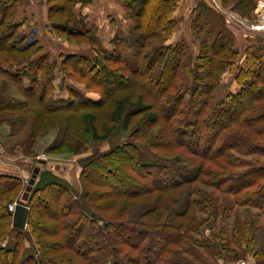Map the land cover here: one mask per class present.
<instances>
[{
  "label": "trees",
  "instance_id": "1",
  "mask_svg": "<svg viewBox=\"0 0 264 264\" xmlns=\"http://www.w3.org/2000/svg\"><path fill=\"white\" fill-rule=\"evenodd\" d=\"M252 2L236 0L234 7L247 16ZM86 3L46 1L50 33L97 46L92 54L61 56L56 62L20 33L15 15L23 0H0V76L24 98L0 95V129L12 138L29 113L33 123L27 138L55 127L59 135L46 152L68 155L83 151L87 136L96 143L110 140L117 126L131 134L81 162L79 193L46 161L22 203L23 179L0 173V244L6 241L0 264H214L206 262L193 239L204 221L197 213L215 219L216 199L207 190L245 210L264 212V38L246 47L241 58L221 18L205 10L190 25L198 44L192 54L184 41L166 44L176 28L174 0H125L132 27L106 52L73 15L75 5ZM57 73L83 84L87 93L97 91L98 98L70 86L67 99L57 98L64 86H54ZM225 74L234 89L224 85ZM133 88L139 90L136 98ZM109 100L111 126L103 123L98 131L95 116L85 109ZM75 119L80 133L71 130L77 128ZM25 152L32 170L36 155ZM15 198L29 208L23 231L11 227L8 206ZM174 198L181 199L179 207ZM245 232L234 228L231 239L236 247L240 239L253 249L255 235L245 237ZM201 243L200 249H217ZM247 252L255 261L262 250Z\"/></svg>",
  "mask_w": 264,
  "mask_h": 264
},
{
  "label": "rangeland",
  "instance_id": "2",
  "mask_svg": "<svg viewBox=\"0 0 264 264\" xmlns=\"http://www.w3.org/2000/svg\"><path fill=\"white\" fill-rule=\"evenodd\" d=\"M234 1H236V0H234ZM79 6H81V5L79 4ZM75 7H76V5H75ZM255 9H256V7L254 9H252L249 12V15H247V16L240 14L236 10H234V11L233 10L227 11L226 9L225 10L222 9V10H224L223 15L233 16L234 18L239 19V20L247 23L248 26H253L256 24V22L258 20L257 14L255 13L256 12ZM130 21L132 23V20H130ZM66 24L71 28L72 27H74L76 29H77V27L79 28V26L74 25V23L71 21H66ZM55 38H56V40H58L61 43L66 42V43L72 44V46H74V48H76V49L81 48V49L88 50L86 48L87 43H81V42L76 43L74 41H69L68 40L69 38H67V36H60V37L56 36ZM57 46L55 49H57L60 52V49ZM190 46H191L192 51L194 52L196 50V45H195V49L192 48L193 47L192 45H190ZM91 50H92V48H91ZM230 79H231V77L229 76V74H225L223 76V80H222L224 82V85L228 86V90H229V87H230V89L233 88V86L230 82ZM71 81L72 82H70V83L71 84L73 83L74 88H77V85H78L80 87V91H81V92L80 91L79 92L84 94L85 96L90 97L89 94L99 95L97 93V91H95V92L94 91L93 92L88 91V93H87L84 90L85 86L83 84H77L75 81H73V80H71ZM70 87H72V86H70ZM61 88H62L61 89L62 93L57 92L56 93L57 98L63 97L65 99H67L68 92L66 90L68 88L65 89L66 87H64V86ZM74 88L72 90H75ZM138 93H139V90L133 88V91H132L133 98H136ZM223 93H224V91H223ZM0 95L5 96L9 99L12 98V99L19 101V102L24 101V98L19 93L17 88L11 82H9L8 79H5L4 77H1V76H0ZM95 99H92V100H95ZM146 103L150 104L149 102H146ZM103 104H104L103 106L85 109V112L92 113L95 116L96 127H97L98 131H101L102 130V128H101L102 124L107 123L109 120L108 114H109L110 108L112 107V100L106 101ZM25 121L26 122L24 124V128L22 129V131L17 133L15 136H12V138L4 139L0 136V145H2L4 147V148H0V150L4 149L5 151H8L9 149H11V150H14L16 154H20L21 156L26 155L25 151L28 149L31 151H34V153L36 155L35 159L36 160L41 159V158L45 159L46 161H48L49 167L60 165L61 173L59 175H62V177H65V175L67 173L66 171L69 170V168L72 166L75 167V171L78 170L80 173V171H81L80 165H81V162H83V160H88L89 158L93 157L97 153L105 152L113 146H119L121 143H123L121 139L126 137V139L128 140V137L131 134L130 131L125 132V134L120 132V127L117 126L115 128L114 133H112L110 140H108L106 142H97L96 143V142L91 140L90 136H87L86 143L84 144L86 147L83 151L79 152L78 155H71V154L68 155L64 152L49 154L46 152V150L49 148V146L54 141H56V138L59 135L56 128L54 127V129H47V130H45V132L37 133V137L34 138L32 141H30L27 138V136H28L27 132L30 129V127L32 126L33 121L31 119L29 113L27 114ZM107 124L109 126H111V123L110 124L107 123ZM76 125H77L76 126L77 128H75V126H74L73 128H71V130H77V132L80 133V131H82V130H81V127L79 124V120H76ZM131 127L132 126H130V128ZM82 143H83V141H82ZM65 166H67V170H66ZM67 184L69 187H71L68 182H67ZM79 184H80V179H79ZM195 187L200 188L202 191L206 190V188L201 186V185H198ZM207 193L210 194L212 196V198L216 199V205H215V209H214V211L216 212V213H214L215 219L213 218L214 220L209 222V221H206V219H208L207 214H204L202 212L197 213L198 219L204 220L205 222L203 221V223L200 227V230H199V234L196 236H193V239H195V241H196L195 246H197L198 250H200L201 254H203L202 256L207 258L206 262L212 263V260H213L214 264H241L243 262L245 264H264V212H260L257 210H250V211L245 210L243 207L236 206L234 204V199H232L230 197H227V196L225 197V196H223L219 193H216V192L212 193L210 190H207ZM181 197H183V196H181ZM181 197H179V198H181ZM179 198H174L176 200L173 199L175 201L174 204L177 205L178 207L182 203L181 199H179ZM177 199H179V200H177ZM203 199H205V197H203ZM14 204L17 205V198H15L13 203L10 205L14 206ZM248 216H251V218H252L251 221L254 223L253 227H249L246 225V222L248 221ZM11 221H12V217H11ZM235 221H237V223ZM11 227H12V223H11ZM234 228H236V230L246 231L245 233H243L245 235V237H250L251 234L255 235L254 241H256V242H255V246L253 247V249L249 250L247 247H245V245L242 244V243H244V240L241 241L240 239L238 240V242H240V244H242V246L240 244H239V247L235 246L234 242L231 239ZM220 230L226 231L224 236L218 235V231H220ZM217 237H218V239H217ZM201 242L216 245L217 249H213L210 251L200 249L201 247H199V246L202 245ZM5 244H6V241L4 240L1 242L0 246L2 247ZM26 248H28V245H26ZM257 249L262 250V252L259 254L257 259L254 261L253 259H251V256H250V254H248L247 251H249V253H252ZM210 252L219 253V255L216 258L209 256L210 258H212V259H209L207 256L209 255Z\"/></svg>",
  "mask_w": 264,
  "mask_h": 264
},
{
  "label": "crops",
  "instance_id": "3",
  "mask_svg": "<svg viewBox=\"0 0 264 264\" xmlns=\"http://www.w3.org/2000/svg\"><path fill=\"white\" fill-rule=\"evenodd\" d=\"M47 0H23V4L18 7L15 15V22L20 24V33L27 36V42H36L42 47V53L47 54L52 61H60V57H66V55L92 54L94 50H97V46L94 44H86V49H76L72 44L61 43L56 40V36L49 32V23L47 21L48 7L46 6ZM125 0H88L83 7L76 5L73 9V15L77 20H81L84 28L91 30L95 34L97 44L106 52L113 51V40L117 35H127L128 31L132 27V23L129 18H126L123 7ZM176 8L172 14L173 20L176 22L175 32L172 37L166 41L167 45L175 46L179 42L184 41L191 49L196 50L192 54H196L198 51V44L192 37L190 25L192 19L196 17V14L201 16L205 10H210L218 18H221L224 28L227 29L232 37L235 48L240 53L253 43L257 39H263L264 33L255 32L251 29L238 26L236 23L230 21L228 17L222 13H217L213 10L210 0H174ZM222 7V9L236 10L233 0H215ZM263 0H253L252 9L256 7L259 2ZM243 4V3H242ZM58 45V46H57ZM59 47L60 52L55 49ZM92 48V50H91ZM242 58V57H241ZM242 64V59L240 60ZM54 86L58 87L63 84L64 87L73 86L71 80L64 79L60 73L55 74ZM233 86V85H232ZM80 91V87L77 88ZM234 89V86L233 88ZM81 92V91H80ZM88 95V94H87ZM89 98H98L97 95L89 94ZM8 134L7 129H0V136L6 139ZM4 136V137H3ZM0 150V173L17 176L23 179L25 183L28 173L31 169L29 161L24 160L23 156L16 154L14 150L3 151ZM53 174L58 175L61 173L60 165L46 166ZM67 170V166H65ZM64 168V169H65ZM65 177H63L71 186L74 191L80 192L79 184V171H75V167L72 166L66 171ZM59 177L62 175H58Z\"/></svg>",
  "mask_w": 264,
  "mask_h": 264
},
{
  "label": "water",
  "instance_id": "4",
  "mask_svg": "<svg viewBox=\"0 0 264 264\" xmlns=\"http://www.w3.org/2000/svg\"><path fill=\"white\" fill-rule=\"evenodd\" d=\"M36 166L33 167L32 170L29 171L28 173V179L25 183V187L23 190V194L21 196V202L24 203L28 200V197L30 195V191L32 190V187L35 185L38 175L41 172L40 167L45 166V160L44 159H37L35 161ZM14 211L12 213V228L15 230L23 231L26 228L27 224V217L29 213V208L26 206H23L21 204H17L14 206ZM93 216V214L91 215Z\"/></svg>",
  "mask_w": 264,
  "mask_h": 264
},
{
  "label": "built area",
  "instance_id": "5",
  "mask_svg": "<svg viewBox=\"0 0 264 264\" xmlns=\"http://www.w3.org/2000/svg\"><path fill=\"white\" fill-rule=\"evenodd\" d=\"M211 1V5L213 7V10L217 13L220 14V12L223 14V11L221 6L217 3V1L215 0H210ZM258 9H261V10H258ZM255 13L257 14V22L255 25L253 26H248L247 23L239 20V19H236L234 18L233 16H229L227 15L226 17H228V19L234 23H236L238 26L240 27H243V28H247V29H251L255 32H259V33H264V0L262 2H259L257 5H256V9H255ZM15 206V204H14ZM14 206L10 205L8 206V211L12 214L13 211H14ZM241 264H245L244 262L241 263Z\"/></svg>",
  "mask_w": 264,
  "mask_h": 264
},
{
  "label": "bare ground",
  "instance_id": "6",
  "mask_svg": "<svg viewBox=\"0 0 264 264\" xmlns=\"http://www.w3.org/2000/svg\"><path fill=\"white\" fill-rule=\"evenodd\" d=\"M258 10H261V9H258Z\"/></svg>",
  "mask_w": 264,
  "mask_h": 264
}]
</instances>
